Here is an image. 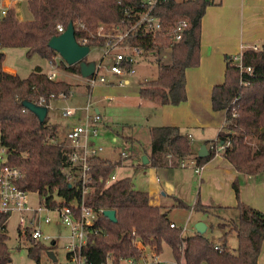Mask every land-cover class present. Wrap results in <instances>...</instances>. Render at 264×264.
<instances>
[{"label": "trees", "instance_id": "obj_1", "mask_svg": "<svg viewBox=\"0 0 264 264\" xmlns=\"http://www.w3.org/2000/svg\"><path fill=\"white\" fill-rule=\"evenodd\" d=\"M138 0H27L31 19L22 21L10 11L0 24V51L9 48H23L26 57L38 55L50 64L58 56L48 47V41L59 33L57 25L66 28L71 22L76 28L75 39L80 43L87 38L89 47H101L103 40L96 38L99 26L108 27L120 21L125 7L135 5ZM214 0H167L157 7L164 31L173 22L185 19L188 27L181 40L170 47L168 63H157L156 78L142 83L138 97L158 106H177L187 100L185 72L199 66L201 44V20L206 8ZM159 41L169 47L168 38L162 35ZM151 45V44H150ZM59 57V56H58ZM4 54L0 52V133L4 144L10 150L8 163L20 170L21 185L36 191L47 206H54V198L63 199L68 205L80 200V191L70 186L61 175L65 162L61 143L56 141V130L47 124V116L39 123L33 113L23 108L22 101L38 103L42 97L45 105L56 100L59 94H67L70 88L65 81L50 80L41 70L29 73L25 78L2 70ZM224 81L213 86L210 95L211 110L224 111L225 118L214 142H206L208 156H195L196 166L202 167L216 154L215 145H225L222 157L234 169L245 176L264 174V44L258 51L246 49L241 53V69L230 57L225 56ZM58 66L79 75L78 64L66 66L59 59ZM249 69V71H247ZM249 139L256 142L251 144ZM148 166L160 167L169 162L178 164L190 159L191 143L179 128L157 126L149 130ZM145 153V152H144ZM119 163H110L102 158L91 160L89 171V192L85 204L97 217L89 234L84 254L91 264H100L107 255L114 258V264H121L126 258L139 259L142 251L135 246L140 241L143 247L162 253V244L171 249L175 264H257L264 241V214L239 199V185L232 183L236 205H202L197 200L192 206L174 198L173 208L193 210L203 216L212 215L214 210L236 211V220L219 222L224 229L218 249L203 235L194 232L183 238L179 228H171L168 218L170 208L153 206L147 192L135 189L130 178H120L109 185L105 181L113 174ZM113 210L116 222L109 221L99 211ZM212 210V211H211ZM211 227V226H210ZM134 233V235H133ZM234 233L236 248L226 249V238ZM5 234L0 235V264L8 261ZM40 245L28 249V256L35 259Z\"/></svg>", "mask_w": 264, "mask_h": 264}, {"label": "rangeland", "instance_id": "obj_2", "mask_svg": "<svg viewBox=\"0 0 264 264\" xmlns=\"http://www.w3.org/2000/svg\"><path fill=\"white\" fill-rule=\"evenodd\" d=\"M15 13L18 19L22 21L30 20L32 17L28 11L26 2L19 3L15 8ZM260 44V42H258ZM258 50L261 48L257 47ZM4 54L3 66L11 68L16 71V75L20 78H25L29 73L41 70L45 74L51 72L56 73L55 81H65L69 84L73 94L67 99L51 100L48 104L47 124L56 128V141L61 143L64 140V134L67 124L70 118L62 116L64 109H75L82 107L85 102V97H82L86 93L84 87V81L80 75L71 73L58 66L60 57L55 58V64H50L49 61L39 57L38 55H32L26 57V50L23 48H9L0 51ZM103 56V51L99 47H91L90 52L86 57L87 62H99ZM111 58H106L105 63H109ZM170 61L169 55L161 59V63H168ZM151 59L147 61L141 59L136 65V73L134 76L129 77L130 86L125 90H118L117 88H110L108 91H104L103 94L98 93V87H96L92 93V102L101 113L105 128H101L98 139L95 140L97 146L102 147V159L115 161L120 158V154L127 155V159L122 160L121 167H116L113 174L117 179L130 178L134 184L135 189L139 191H148L150 186L155 185L153 178L155 176L154 171L141 165V153L149 146L148 126L161 122V110L151 109L149 110L145 106L138 104L139 98L136 95L137 87L146 81H151L156 78L157 63ZM2 70L4 68L2 67ZM6 70V69H5ZM109 79H112L110 75ZM114 96L111 100L104 102L98 101V96L105 98V96ZM97 96V97H96ZM107 98H109L107 96ZM113 99V100H112ZM100 100V99H99ZM149 105V104H143ZM151 105V104H150ZM153 108V107H152ZM159 118L160 121L157 119ZM129 125L128 131L125 125ZM124 126V127H123ZM130 135L131 142H124L120 135ZM188 133V132H187ZM208 130L205 136L210 135ZM214 135L212 136V138ZM115 139V140H114ZM91 140V141H93ZM251 144L256 141L249 139ZM204 141H192L191 152L193 157L197 155L200 147L204 145ZM209 145V144H208ZM185 164L188 163L184 162ZM138 164L139 168H136ZM173 171H168L166 175L160 174L161 185L164 187V194L166 195L165 206L170 208L169 220H172L177 227H186V230L182 233V237L186 238L193 233L194 225L198 222H202L206 225L207 229L203 236L214 244H220L221 237L225 233L224 229L217 227L219 222H228L229 218L236 220V211L229 210H214L213 214L209 216H203L200 212L193 210L187 211L185 209L173 208L174 198L181 200L186 205L192 206L197 200L200 203H210L216 205V194H220L222 198H226L228 187L226 185V179L223 181V171L215 168V171L208 172L207 176L204 173L197 174L194 168H181L177 166ZM211 173V174H208ZM223 175V176H222ZM217 199V198H216ZM59 200V199H58ZM207 202V203H206ZM28 206L36 208L40 206V198L37 193L29 194L27 197ZM171 204V205H170ZM227 204V203H225ZM230 206V205H225ZM49 216L52 220L51 223L45 224L43 219ZM24 217V225L19 226V218ZM39 218H34L32 213H23L20 215L18 212L11 213L8 217L6 224L5 235L7 237L5 244L7 248L8 261L5 264H36L35 259L28 256V249L32 248V243L22 236L21 229L25 227H31L39 229L44 237L55 241L54 245H51V240H40V249L36 253L38 257V264H54L48 256L51 253L55 259V264L65 263V250L66 237L69 230L61 223V221L54 215L53 211L40 212ZM34 219L32 226L29 224L30 220ZM211 226V227H210ZM195 231V230H194ZM237 240L234 233L230 234L226 238V249L232 251L236 248ZM160 258L164 261L174 264L171 256L170 247L163 243L162 253ZM261 264H264V260H260Z\"/></svg>", "mask_w": 264, "mask_h": 264}, {"label": "built area", "instance_id": "obj_3", "mask_svg": "<svg viewBox=\"0 0 264 264\" xmlns=\"http://www.w3.org/2000/svg\"><path fill=\"white\" fill-rule=\"evenodd\" d=\"M165 1L167 0H138L135 5L123 9L122 17L118 23H114L108 27L99 26L96 29L95 37L103 40V45L99 47L103 51V56L99 62H95L93 74L83 79L84 85L88 90L93 89L99 84L124 86L128 83L126 79L135 75L136 65L139 60L145 59L151 61L153 59L161 61L168 54L170 47L181 40L184 31L188 27V22L185 19H179L173 22L167 28V31H164L159 17L155 14L157 7ZM21 2H27V0H0V24L10 11L15 12L16 6ZM65 29L61 25H57L56 27L59 34ZM75 30L81 32L84 30V26L77 25L74 28V34ZM162 35L165 36V39L166 37L168 38L169 47L167 48L163 47V44L159 41ZM87 41L86 37H82L80 43L76 42L80 46H87ZM250 49L258 51L256 46ZM109 57L111 60L109 63H105V59ZM231 60L241 69V54L231 57ZM106 74L110 75L114 80L109 79V76H106ZM47 76L50 80L55 81L57 75L51 72ZM72 94V89L69 88L67 94H59L56 100L67 99ZM36 105L48 107V105H45L42 97L38 99ZM81 109L84 112L83 121L68 129L64 134L63 142H61L65 149V162H63V166L61 167V175L70 186L80 191V200H74L68 205L63 203V199L55 197V205L47 206L45 200L40 198L36 191L22 187V174L20 170L8 163L10 150L4 144L0 133V235L5 234L6 224L11 213L18 212L20 215L32 213L34 218L37 219L40 212L48 213L49 211H53L54 215L69 230L64 246L66 258L64 264H91V261L84 254V248L88 235L92 233L96 234L97 232L92 229L97 214L86 206L85 197L89 192L88 184L90 182L89 171L91 169V160L103 152L102 147L93 144V139L99 136V128L103 123L100 115L93 111V102L89 93L86 95ZM74 112L75 109H64L62 116L68 118ZM228 145V142L225 145H215L216 154H219ZM120 158L125 160L127 155L121 153ZM187 161L188 163L185 164L184 162ZM177 165L181 168H194L196 172L200 169L192 159L181 160ZM116 179L115 175L112 174L105 181V184L109 185ZM32 193H37L39 196V207L31 208L28 206L27 197ZM99 213L103 214V211H99ZM24 220L22 216L19 218L20 227L24 225ZM33 222L34 219L30 220L29 224L32 226ZM43 222L49 224L52 220L46 215ZM169 226L171 228H179L182 233L186 230V227H177L172 222H170ZM21 232L23 233L22 236H25L32 245L40 244V240L42 239L51 240L48 237H44L41 231L36 228L25 227L21 229ZM54 244L55 241L51 240V245ZM135 246L142 251V256L139 259H123L121 264H170L162 260L160 255L153 249L143 247L140 241H136ZM214 248L218 249V245H215ZM51 261L54 264L56 263V259H51ZM100 264H114V258L111 255H107L105 260Z\"/></svg>", "mask_w": 264, "mask_h": 264}, {"label": "crops", "instance_id": "obj_4", "mask_svg": "<svg viewBox=\"0 0 264 264\" xmlns=\"http://www.w3.org/2000/svg\"><path fill=\"white\" fill-rule=\"evenodd\" d=\"M214 1V5L206 8L205 14L201 20L199 66L195 68H189L185 72L187 100L177 106H158L148 101L141 100L138 97V90L140 86L137 87L136 95L139 100H141L138 104L140 106L142 104V106H145L149 110H161L162 114L161 122H157L155 124H151V126H148V137L149 130L152 127L172 126L179 128L180 133L187 135L188 138H190V143L193 140H200L202 142L204 141L205 143L214 142L224 123L225 112H213L211 110L210 95L213 86L220 85L224 81V57L227 56L231 58L238 54H241L242 51L250 49L253 46L260 47L264 44V0ZM258 42L262 44L258 45ZM3 68L4 72L16 75L15 70L4 66ZM112 80H114V78H112ZM126 80L128 81V83L124 86H107L99 84L93 89L88 90L84 85L86 93L84 95L82 94V97H86V95L89 93L92 100V93L96 87L99 88V94H103L104 91L107 92L110 88L125 90L130 86L129 77ZM107 96L109 98H107ZM107 96H105V98H103L104 96L101 98L99 96L96 97L98 98L99 102H104L107 99L111 100V98L114 97L110 95ZM94 104L95 103L93 102V111L100 115L101 121L103 123L101 113L99 109L94 106ZM69 118L70 121L66 126L65 132L74 125L83 121L84 112L82 111L81 107L75 108L74 114ZM157 120L160 121L159 118ZM125 127L126 129H123V131H128V128L130 126L126 124ZM101 128H105L104 123L99 128V133L101 132ZM208 130H210L211 134L205 136V133ZM132 135L133 133H131L130 135H125L123 133L122 135H120V137L122 140H124V142H131L130 137L134 138V136ZM213 135L214 137L212 138ZM98 138L99 136L96 139ZM94 141L93 144H95ZM205 146L208 150V147L210 145ZM149 152L150 149L148 146V148L142 151L141 158L142 156H146L148 159ZM102 153L98 156V158H102ZM194 158L195 157H193L192 154L190 159L194 160ZM107 161L110 163H119L117 167H121L119 169L123 168L121 158H118L115 161ZM141 165H143L142 161ZM143 166L151 169L155 173V176L153 178L155 185L150 186V189L148 191H143L148 193L149 203L153 206L166 207V203L164 201L166 200V195L164 194V187L161 185V178L159 175H166L168 171H173L178 168V165L174 164L173 162H169L167 165L160 167H150L148 166V163ZM136 168H139L138 164L136 165ZM215 168L223 171V181H225L226 179V185L228 187L226 198H222L220 194H216V205H220L223 207H234L236 205V199L234 191L232 189V183L236 180L239 185L240 201L264 214V174H258L254 176H245L243 174H239L234 169V167L222 157L221 152L219 154H215L213 158H211L206 164L200 167L197 174L200 175L201 173L205 172V175L207 176V171H215ZM201 204L206 206L210 205V203ZM170 222L174 223L172 220H170ZM194 232L195 231L193 230V233ZM260 260H264V241L262 242L257 264H261Z\"/></svg>", "mask_w": 264, "mask_h": 264}, {"label": "water", "instance_id": "obj_5", "mask_svg": "<svg viewBox=\"0 0 264 264\" xmlns=\"http://www.w3.org/2000/svg\"><path fill=\"white\" fill-rule=\"evenodd\" d=\"M48 47L54 51L66 66H73L78 64L79 75L82 79L90 77L95 68L94 62H87L86 57L89 53L88 46H80L75 40L74 26L71 22L68 23L66 29L58 36L52 37L48 41ZM21 105L35 115L38 122H44L48 109L45 106H39L28 101H22ZM208 156V150L205 145H202L197 152V157L202 159ZM142 164L146 165L148 159L146 156L141 158ZM103 215L111 222H116L115 211L104 210ZM194 230L197 234L203 235L206 231V225L198 222L194 225ZM48 256L54 260V256L48 253Z\"/></svg>", "mask_w": 264, "mask_h": 264}]
</instances>
